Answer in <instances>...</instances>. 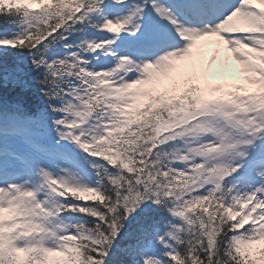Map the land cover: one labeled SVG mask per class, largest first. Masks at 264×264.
I'll return each mask as SVG.
<instances>
[{
  "label": "snow or ice",
  "instance_id": "1",
  "mask_svg": "<svg viewBox=\"0 0 264 264\" xmlns=\"http://www.w3.org/2000/svg\"><path fill=\"white\" fill-rule=\"evenodd\" d=\"M0 264H264V0H0Z\"/></svg>",
  "mask_w": 264,
  "mask_h": 264
}]
</instances>
